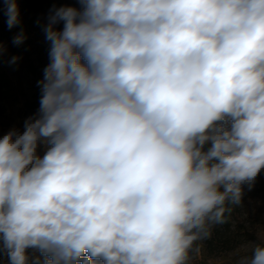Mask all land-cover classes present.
<instances>
[{
  "label": "clouds",
  "instance_id": "9594fccd",
  "mask_svg": "<svg viewBox=\"0 0 264 264\" xmlns=\"http://www.w3.org/2000/svg\"><path fill=\"white\" fill-rule=\"evenodd\" d=\"M78 3L44 27L38 112L0 136V262L192 264L264 171V0Z\"/></svg>",
  "mask_w": 264,
  "mask_h": 264
},
{
  "label": "rangeland",
  "instance_id": "374dc122",
  "mask_svg": "<svg viewBox=\"0 0 264 264\" xmlns=\"http://www.w3.org/2000/svg\"><path fill=\"white\" fill-rule=\"evenodd\" d=\"M51 7L62 6L80 7L78 0H46ZM18 5L20 0H17ZM3 0H0V7ZM53 8V9H54ZM7 15L0 10V31L8 28ZM48 19L45 22L47 24ZM44 25V27H45ZM62 28V24L58 25ZM12 29V28H11ZM10 30V29H9ZM38 37L30 48L22 52L14 63L11 62L13 56L9 51L8 44L5 52L0 56V77L8 79L10 88L8 90V100L3 105V112L0 114L1 134L7 133L13 127L23 130L24 121L34 116L30 113V99L35 98L34 85H40L43 80L44 69L50 62L49 51L50 42L43 35ZM35 79L38 83L33 82ZM231 233H229V243L225 248L212 251L205 245H201L198 256L193 258L192 264H237L242 256H250L253 246L256 243H264V171L260 173L251 191L245 187V196L239 210L232 216ZM31 251V250H29ZM3 264V262H0Z\"/></svg>",
  "mask_w": 264,
  "mask_h": 264
},
{
  "label": "trees",
  "instance_id": "16d2710c",
  "mask_svg": "<svg viewBox=\"0 0 264 264\" xmlns=\"http://www.w3.org/2000/svg\"><path fill=\"white\" fill-rule=\"evenodd\" d=\"M19 8V18L21 23L12 29H2L0 31V42H5L8 44L9 51H12L14 57H18L26 49L30 48L38 37L37 34H44V25L48 17L50 16L54 7L47 4L46 0H20ZM23 30L25 39L20 44H15L13 42L14 37ZM37 42V41H36ZM20 59V57H19ZM33 82L38 83L35 79ZM10 83L8 79H3L0 77V114L3 112V105L6 104L8 100V90L10 88ZM36 92L34 97L30 99V113L35 115L39 109V101L41 98V86L34 85L33 88ZM0 136L1 130H0ZM239 210V206H232V211L228 216L227 222L223 225H217L212 230V235L209 239L202 242L207 248H211L215 251L219 248H225L229 243L230 239L229 233H231L232 226V216Z\"/></svg>",
  "mask_w": 264,
  "mask_h": 264
}]
</instances>
